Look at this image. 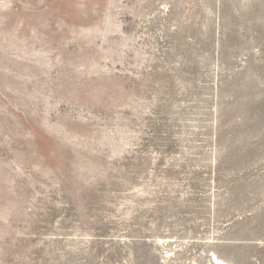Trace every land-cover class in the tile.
Returning <instances> with one entry per match:
<instances>
[{
	"label": "rangeland",
	"instance_id": "rangeland-1",
	"mask_svg": "<svg viewBox=\"0 0 264 264\" xmlns=\"http://www.w3.org/2000/svg\"><path fill=\"white\" fill-rule=\"evenodd\" d=\"M0 264H264V0H0Z\"/></svg>",
	"mask_w": 264,
	"mask_h": 264
}]
</instances>
